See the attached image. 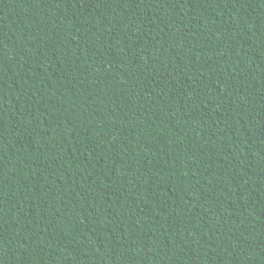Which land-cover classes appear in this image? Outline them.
Returning <instances> with one entry per match:
<instances>
[{"label":"trees","instance_id":"16d2710c","mask_svg":"<svg viewBox=\"0 0 264 264\" xmlns=\"http://www.w3.org/2000/svg\"><path fill=\"white\" fill-rule=\"evenodd\" d=\"M0 264H264V0H0Z\"/></svg>","mask_w":264,"mask_h":264}]
</instances>
